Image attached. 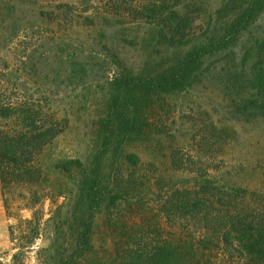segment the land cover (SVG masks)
Masks as SVG:
<instances>
[{
  "label": "rangeland",
  "instance_id": "1",
  "mask_svg": "<svg viewBox=\"0 0 264 264\" xmlns=\"http://www.w3.org/2000/svg\"><path fill=\"white\" fill-rule=\"evenodd\" d=\"M234 4L233 0H0V97L43 93L65 125L41 156L42 178L15 183L5 194L8 208L0 181V264H9L25 240L29 247L23 264H56L72 251L76 233L69 217L83 187L82 174L94 170L98 151H104L100 121L112 79L123 67L140 71L148 61L173 60L184 47H170L167 37L185 34L191 47L209 30L234 18ZM255 33L264 35V14ZM245 47L239 44L237 58ZM227 53L208 55L191 85L167 96L154 110L145 140H126L108 150L100 182L122 198L119 208L93 210V253L83 264H116L130 226L147 227L152 239L157 237V225L168 229L162 213L166 189L196 185L200 174L255 190L264 200V117L258 86L245 77L241 61ZM252 70L244 67L248 74ZM129 154L138 156L137 165L128 161ZM176 155L179 163L173 160ZM190 159L201 167L180 165ZM67 160L79 161L71 175L57 167ZM126 177L135 178L138 185L128 184ZM26 218H33L34 224H26ZM28 226L38 229L36 237ZM23 229L27 236L22 239ZM210 258L215 264H255L232 252L219 251Z\"/></svg>",
  "mask_w": 264,
  "mask_h": 264
},
{
  "label": "trees",
  "instance_id": "2",
  "mask_svg": "<svg viewBox=\"0 0 264 264\" xmlns=\"http://www.w3.org/2000/svg\"><path fill=\"white\" fill-rule=\"evenodd\" d=\"M233 1L237 7L235 17L218 30H209L197 44L188 47L186 35L182 33L167 37L165 42L170 47H184L173 60L157 61V64L148 61L140 71L123 67L112 79L111 94L100 121L104 151H98L94 170L82 174L83 187L73 202L69 217L76 233L75 243L72 251L60 256L56 264L89 262L93 253V210L101 212L107 206L119 208L118 201L122 198L107 187L102 188L99 172L106 153L123 141L145 140L155 117L154 110L167 96L191 85L192 77L208 55L229 52L234 60L241 61L245 77L258 86L255 87L256 96L261 100L259 109L264 117V35L255 33L264 14V0ZM228 5L229 1L224 6ZM242 43L246 47L237 58L235 51ZM244 67L253 69L251 74L246 73ZM64 126L43 93L24 98L13 97L11 93L9 97H0V181L7 208L5 194L15 183H32L42 178L41 156L64 131ZM127 158L137 165V155L129 154ZM173 160L179 163L181 159L176 155ZM182 161L184 163L180 165L193 170L201 167L191 159ZM78 162L67 160L57 167L71 175L73 165ZM200 176L196 185L166 189L162 213L169 226L166 229L157 225L156 238L150 237L147 227L128 228L130 236L123 243L121 259L116 264H215L210 256L219 251L232 252L251 263L264 264V200H260L261 193L247 187L228 186L214 177ZM125 181L138 185L135 178L126 177ZM191 218L197 219L198 223H183ZM24 221L32 225L35 220L26 218ZM28 228L29 234L32 231L31 236L36 237L38 229ZM22 233L25 234L23 239L27 233L24 229ZM27 242L21 241L9 264H23L24 250L29 247Z\"/></svg>",
  "mask_w": 264,
  "mask_h": 264
}]
</instances>
